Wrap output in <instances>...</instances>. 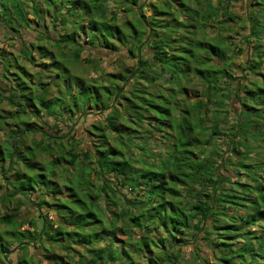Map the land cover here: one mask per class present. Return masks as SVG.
I'll use <instances>...</instances> for the list:
<instances>
[{"label": "trees", "instance_id": "obj_1", "mask_svg": "<svg viewBox=\"0 0 264 264\" xmlns=\"http://www.w3.org/2000/svg\"><path fill=\"white\" fill-rule=\"evenodd\" d=\"M0 32V264H264V0H0Z\"/></svg>", "mask_w": 264, "mask_h": 264}, {"label": "rangeland", "instance_id": "obj_2", "mask_svg": "<svg viewBox=\"0 0 264 264\" xmlns=\"http://www.w3.org/2000/svg\"><path fill=\"white\" fill-rule=\"evenodd\" d=\"M244 6V3L243 4H241V3H237L236 5H235V9H236V11H238V9H240V10H243V7ZM14 35V34H13ZM32 35V34H31ZM11 36V35H10ZM9 37V34L8 35H4L3 36V33H1L0 32V46H2V47H7L8 46V44H7V42L5 41V39H7ZM26 37H28V35L26 36ZM30 37H32V36H30ZM33 38V37H32ZM11 41H13L12 39H11V37H9L8 38V42L10 43ZM84 54L86 55V52H84ZM242 59V58H241ZM237 60H238V62L240 61V59L239 58H237ZM107 63H105L104 65H106ZM108 66V69H112V67H111V65H107ZM233 104H234V107H236L237 109L239 108L238 107V103L236 102V100L234 99V102H233ZM92 118V117H91ZM96 119H97V117H96ZM233 120V119H232ZM83 123V120H80V121H78V124H77V126L78 127H80V131H81V128H83V126H81L80 124H82ZM76 128V127H75ZM84 129V128H83ZM79 135H81V133H79ZM191 240H193V238L191 239ZM200 247L198 248L199 249V252L202 254V256L203 257H206V258H208L209 260H210V257H208V255H209V253H210V251H209V249L206 247V246H204L201 242H199V244H198ZM32 252L33 253H35V254H37V255H39L38 257H39V259H40V261L42 260V256H41V253L39 252V251H37L34 247L32 248ZM183 256H184V258H183V262H186V264H194V260L197 258L196 256H195V250H193L192 249V246H190V245H187V246H185V247H183ZM13 256V258H17L18 256L16 255V253L15 254H13L12 255ZM193 258H195V259H193ZM37 259V258H36ZM44 262L46 263V260H44ZM196 264V263H195Z\"/></svg>", "mask_w": 264, "mask_h": 264}]
</instances>
